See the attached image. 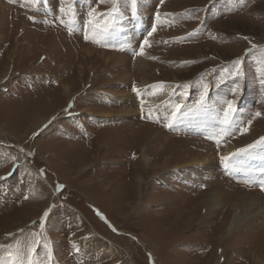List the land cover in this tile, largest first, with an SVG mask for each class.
Returning <instances> with one entry per match:
<instances>
[{
  "label": "rangeland",
  "instance_id": "374dc122",
  "mask_svg": "<svg viewBox=\"0 0 264 264\" xmlns=\"http://www.w3.org/2000/svg\"><path fill=\"white\" fill-rule=\"evenodd\" d=\"M0 4V264H254L264 0H136L134 12L132 0ZM148 130L157 139L136 142ZM176 142L186 151L170 160ZM208 194L209 215L177 220ZM245 197L251 214L218 242Z\"/></svg>",
  "mask_w": 264,
  "mask_h": 264
},
{
  "label": "bare ground",
  "instance_id": "6f19581e",
  "mask_svg": "<svg viewBox=\"0 0 264 264\" xmlns=\"http://www.w3.org/2000/svg\"><path fill=\"white\" fill-rule=\"evenodd\" d=\"M1 5V4H0ZM1 8V7H0ZM112 53V52H111ZM89 54V53H88ZM113 54V53H112ZM111 54V55H112ZM100 55V54H99ZM103 55V54H102ZM91 56V55H90ZM101 56V55H100ZM11 57V56H10ZM10 57H7L8 58V60L10 59L11 60V58ZM88 61V60H87ZM12 62V61H11ZM103 62L104 63H106V59H104L103 60ZM114 67V66H113ZM8 69V68H7ZM139 70V69H138ZM142 76V75H141ZM146 78H147V76H145ZM80 78H82V77H80ZM61 82V81H60ZM147 83H149L148 81H147ZM58 84H59V82H58ZM154 92V91H153ZM61 94H63V97L64 98H67V97H69L70 96V94H71V88H70V86H64L63 88H62V91H61ZM73 95V94H72ZM73 99V98H72ZM69 100V99H68ZM36 113V112H35ZM124 113V112H123ZM37 114V113H36ZM38 116V115H37ZM48 118L47 117H45V116H40L39 118H37L36 120V122H37V124H42V123H44L46 120H47ZM43 125V124H42ZM3 126H5V125H3ZM3 130V129H2ZM14 131V130H13ZM100 131V130H99ZM10 132V131H9ZM12 132V131H11ZM92 132V131H91ZM8 133V132H7ZM152 132L150 131V130H148V131H144V132H142V133H140L139 135H137L136 137V142H138V143H146V144H148V143H150L151 141H153V140H156L157 138H153L152 139V134H151ZM94 134V133H93ZM5 135V134H4ZM97 135V134H96ZM95 135V136H96ZM93 136V135H92ZM135 142V143H136ZM152 143V142H151ZM133 145V144H132ZM145 145V144H144ZM130 146V145H129ZM134 146V145H133ZM137 146V145H136ZM184 146H185V143L184 142H179V143H174L171 147H170V149L169 150H167L166 152H165V154H167V155H169V157H170V160H173L174 159V156L176 155V154H180V153H182V152H185L186 150L185 149H183L184 148ZM144 146H142L141 147V152H142V150L144 151ZM236 148L235 147H229L228 146V149H227V153H226V155L229 157L230 156V158L231 157H233V154L235 155V153H236ZM138 151V150H137ZM198 152H200V151H198ZM139 154V153H138ZM142 154V153H141ZM195 154H197V153H195ZM204 154V153H203ZM162 155H164V154H162ZM134 156V155H133ZM178 156V155H177ZM200 157L199 158H192L191 159V161H189V163H186L185 165H195V164H198L199 163V165L201 164V163H204V162H206V160H201V158H203V157H201V155H199ZM160 157V156H159ZM149 158V157H148ZM148 158H146V155H144V157H139V159H141V160H139V161H141L142 163H144V164H147V163H150L151 164V162H149L150 160L148 159ZM161 158V157H160ZM204 159V158H203ZM170 160H169V162H170ZM141 164V163H140ZM143 164V165H144ZM85 166V165H84ZM137 166V165H136ZM184 166V165H183ZM149 169V168H148ZM146 170V169H145ZM141 171V170H140ZM148 171V170H147ZM106 180V179H105ZM107 182V181H106ZM116 182V181H115ZM110 183V182H109ZM117 183V182H116ZM143 184V178L142 177H137L136 178V180L134 181V185L135 186H137V190L139 191L138 192V194L140 193V191H141V185ZM103 185V184H102ZM105 185V184H104ZM144 187V186H143ZM136 195V194H135ZM106 196V195H105ZM138 197H140V194L139 195H137ZM134 197V196H133ZM208 197H209V194L206 196V198H205V200H204V202H200V203H198V206H196L193 210H192V213H195V215H193V217H187L186 219H183V216L182 215H179L178 217H177V220H181L180 222H184L185 223V225H187L188 223H190L193 219H197L196 218V216L198 215V211H200L201 213H202V211L203 212H205L207 215H209V213H211V211H210V207L211 206H216L217 205V199L215 198V197H213V198H211V199H208ZM255 198V197H254ZM259 198V197H258ZM241 201V200H240ZM246 201H249V199L248 200H246V197H245V199H244V201H241V202H239V205H235L234 206V208H230L229 209V213L227 214V216H224V218L222 219V221L220 222V227H219V230H218V235H217V241L218 242H223L224 241V236H227L228 234H231L232 232H233V230L237 227V225L238 224H240L241 222H243V220L244 219H246L250 214H251V212H252V210H253V203H249V202H246ZM110 202V201H109ZM131 202H132V200H131ZM235 204V203H234ZM242 204V205H241ZM263 206H264V202H263ZM233 207V206H232ZM242 207V208H241ZM130 208H131V205H130ZM209 209V210H208ZM183 213V212H182ZM204 214V213H203ZM200 216V215H199ZM171 217H173V216H171ZM210 217V216H209ZM206 218V217H205ZM174 219V218H173ZM23 223V222H22ZM163 224V223H162ZM173 224H178V222H175V223H173ZM204 224V223H203ZM250 226V225H249ZM171 227H172V225H171ZM188 227V226H187ZM192 227V226H191ZM162 228V227H161ZM190 228V227H189ZM188 228V229H189ZM202 228V227H201ZM247 228V227H246ZM250 228V227H249ZM174 229V228H173ZM200 229V228H199ZM184 230V229H183ZM159 231V230H158ZM185 231V230H184ZM163 232V231H162ZM180 232V231H179ZM171 233V232H170ZM162 234V233H161ZM164 234V233H163ZM166 234V233H165ZM166 236V235H165ZM194 237V236H193ZM197 243V242H196ZM208 244V243H207ZM216 250V249H215ZM214 250V251H215ZM236 250V249H235ZM253 250V249H252ZM216 252V251H215ZM213 253V252H212ZM212 255H215L214 253L212 254ZM211 255V256H212ZM216 256V255H215ZM211 258V257H210ZM212 258H213V256H212ZM211 258V259H212ZM214 259V258H213ZM218 260V259H217ZM213 261V260H212ZM208 262H210V261H208ZM211 263H213V262H211ZM253 263L254 264H264V250H263V252L260 254V255H257V256H255V258L253 259ZM217 264V263H216Z\"/></svg>",
  "mask_w": 264,
  "mask_h": 264
},
{
  "label": "snow or ice",
  "instance_id": "6c2138e0",
  "mask_svg": "<svg viewBox=\"0 0 264 264\" xmlns=\"http://www.w3.org/2000/svg\"><path fill=\"white\" fill-rule=\"evenodd\" d=\"M29 2H30V3H36L37 0H29ZM135 5H136V0H132V9H133V12L135 11ZM60 11H61V12H64L65 9H64L63 7H61V8H60ZM94 11H95V10H93L92 12H90L89 15H90V16L93 15V14H94ZM30 19H31V17H30ZM155 30H156L155 27H153V28H152V32H154ZM151 34H152V33L150 32L149 35H151ZM85 38L87 39L88 37H85ZM144 43L147 44V40H145ZM138 54L143 55V48H141V51H140V53H138ZM177 107L179 108V106H177ZM234 110H235V109H234V107H233V103H232L231 101H229V102H228V111L225 112L224 123H227V122H228V114H229V112L234 111ZM256 115L259 116L260 113H256ZM169 126H171V125H169ZM247 130H248L247 128L244 129L245 132H246ZM262 141H264V138H262ZM250 147H251V146H250ZM241 151H242V150H241ZM233 155H234V154H233ZM229 159H230V157H228V156L221 157L222 162H225V164L227 163V161H228ZM0 179H3V177H0ZM261 189L264 190V184L261 185ZM47 216H48V212L45 211V213H44V217H47ZM41 226L43 227V224H42ZM13 264H15V262H13ZM21 264H23V262H21ZM29 264H31V261H30V260H29Z\"/></svg>",
  "mask_w": 264,
  "mask_h": 264
}]
</instances>
